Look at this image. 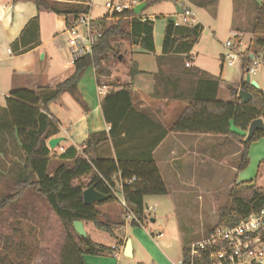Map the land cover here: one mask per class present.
Listing matches in <instances>:
<instances>
[{
	"label": "trees",
	"instance_id": "obj_1",
	"mask_svg": "<svg viewBox=\"0 0 264 264\" xmlns=\"http://www.w3.org/2000/svg\"><path fill=\"white\" fill-rule=\"evenodd\" d=\"M159 1L143 2L148 8ZM33 3L39 12L64 16L67 28L91 9L86 5L91 0H33ZM255 11L252 28L254 41L251 43L255 50L260 51L264 49V3H255ZM115 17L108 27L102 25V37L93 46L91 55L77 59L72 65V74L66 80L43 94L26 89L13 90L5 100L10 126L3 129H10L20 146L24 154V168L20 179L10 183L9 189L0 197V223L6 211L17 213L18 207L24 206V200L43 199L46 204L42 201V206L53 215L63 230L58 242L46 249L47 256L53 257L56 264H85L83 255L110 253V248L93 243L88 236L79 237L73 229L74 222L91 223L97 230L114 237L112 225L99 221L102 214L97 206L102 203L91 206L83 204V190L92 185L99 193L109 196L105 203L113 200L102 179L111 181L118 179L119 175L121 179L136 177L137 182L123 189V198L126 208L135 219L130 226L135 228L143 224L147 218L144 198L168 194L153 153L169 134L219 135L234 140L241 146L236 169L238 173L249 166L250 146L264 138V132L258 131L248 143H243L250 123L259 118L264 122V93L242 82L239 90L251 95L247 103H242L238 97L239 90L229 85H225V89L232 101H218L217 93L222 85L220 76L209 75L192 65L185 67L187 62H193L190 53L198 42L202 26L197 24L188 28H175L169 20L165 27L161 55L155 57L156 73L153 75L151 98L180 104L182 109L176 120L166 128L134 110L131 87L139 72L132 63L129 83L121 91L108 92L100 104L103 121L110 128L108 138L101 139V134L90 135L79 151L69 147L58 157L53 156L47 141L59 134V128L55 120L48 116L47 106L65 92L74 95L85 72L100 68L105 56L113 52L112 42L118 38L128 39L131 45L149 54L154 53L152 21L141 22L132 10ZM39 45L38 19L33 18L11 45V53L23 54ZM180 86L191 90L189 97L183 95L186 92L181 91ZM233 128L241 133L233 131ZM107 141H110L114 157L97 156L96 149ZM56 158L60 165L50 177L49 165ZM260 164L264 165V160ZM84 178L91 179L86 187L81 182ZM229 198L233 205L220 211L218 226L233 227L248 215L257 213L264 206V189L256 188L252 182L234 184ZM22 214L25 217L24 210ZM11 239L0 230V247L11 249ZM188 254L187 248L182 250V259L186 263ZM194 264L211 263L208 255L202 252Z\"/></svg>",
	"mask_w": 264,
	"mask_h": 264
},
{
	"label": "crops",
	"instance_id": "obj_2",
	"mask_svg": "<svg viewBox=\"0 0 264 264\" xmlns=\"http://www.w3.org/2000/svg\"><path fill=\"white\" fill-rule=\"evenodd\" d=\"M115 1L119 4H126L132 0ZM143 1L144 0H140L139 2L142 3ZM182 1L187 7L192 9L193 12L195 11L188 3V0ZM229 1V16L230 20L234 22L231 31L232 34L240 35L244 33L245 29L250 25L251 28H253L256 16L255 3L262 4L264 3V0ZM174 12L168 14V17L173 16L175 14ZM178 12L179 7L177 8L176 13ZM139 16L153 22L152 34L154 53L149 54L128 42L126 47L131 58V63L128 70L125 71V74H122V76L119 77L118 72L120 71L116 66H107L106 70L101 73V79L97 80L94 70L88 69L77 84L74 95L65 92L57 101L51 102L47 106V113L49 117L55 120L59 128V134L55 137L64 138V141L57 146L58 148L66 150L69 147H73L76 150H79L87 138L94 134H101V139L108 138L110 128L103 121L100 104L108 92L121 91L129 83V69L132 63L137 66L139 72L131 87L134 110L136 112L144 113L154 122L159 123L166 128H168L178 117L180 110L182 109L180 104L176 102H167V100H154L151 98L153 75L156 73L155 57L161 55L166 23L162 29H159V31L156 32L154 19L152 18L153 15L150 16L142 12ZM33 18L38 19L40 45L23 54H12L11 45L17 41L28 22ZM201 26L203 32V25ZM66 29V19L64 16L39 12L33 3V0H0V64H2L3 69H9L10 72L8 73L12 74V76L9 74L8 81L13 84L12 82H14L15 78L26 76V79L30 81H39V86L37 87H42V89L46 90L49 88V82L65 76L63 75V72L66 70L61 66V63L55 59L54 54L55 56L56 54L59 55L62 61L63 59H67L64 44L61 42L63 41L66 43L63 35ZM180 31L183 32L182 29ZM114 44L115 41L112 42V46ZM209 45L211 48V43H209ZM193 49L190 53L191 56L193 55ZM67 50L70 55L69 48H67ZM143 56H152V58L146 62L142 59ZM218 57L221 60L220 53H218ZM204 63H206L205 58L202 59L199 54L196 58L193 57V67H197L209 75L215 77L220 76L222 85L218 90L217 100L222 102L232 101L225 89V85H229L232 88L239 90L243 82L242 76H239L235 81H231L223 74L222 64H220L219 73H216L215 69L209 70L205 67ZM120 64L121 62L119 63V67H121ZM70 66L72 65L70 64ZM72 72L73 71L70 72V75ZM70 75L67 76L69 77ZM67 78L63 77L62 81L59 83ZM254 82L257 85V89H260L264 93V74L260 76L258 80H254ZM180 87L181 91L186 92L183 93V95L189 97L191 90L185 89L184 86ZM100 89H103L101 93H99ZM11 91H13L12 88L7 89V91L0 90V110L5 109V100ZM9 126L10 122L8 116L3 113L0 118V163L2 164L0 165V197L9 189L10 183L16 182L20 179L24 168V154L20 146L11 135L10 129H3L8 128ZM232 130L239 134L241 133L235 128ZM260 140L264 141V138ZM218 145L222 147L226 146L224 157L236 158L240 155L241 146L237 142L234 140H227L219 135L169 134L154 151V162L159 175L168 190L167 196L173 204L179 206L177 207L178 210L181 207L179 214H182V210L185 212V207H189L190 205H193V209L196 212H200L204 202L202 197L197 195V192L204 189L202 185L199 184V180L201 179L202 159L209 160L208 163L212 166V164L215 163L213 151L216 150ZM251 152L252 147H250L249 150V157H251ZM95 153L97 156L103 158L114 157V151L111 147L110 141L99 146ZM213 167L216 172L215 166ZM233 171V185L252 182V185L256 188H261L256 185L257 177L255 180L248 179L249 181L244 180L239 182L237 179L239 173L236 168H234ZM145 199L146 197L143 200L144 206H146ZM181 199L182 201H180ZM215 201L213 202L214 206L216 204ZM105 202L106 201L99 202L102 204L98 205L97 209L101 212L106 222H112L111 225L114 237H111L110 245L96 243L91 236H99V233L97 234V231L99 230L90 226L89 224L91 223L82 222V224L86 235L93 243L110 248L111 251L110 253H103L98 256L83 255L82 258L85 264H118L121 256L126 257L124 250L127 240H129L131 244V257L127 258L131 259L132 264H148L149 261H151L152 264H174L157 243V240L164 237L162 232L159 233L162 234V236L158 237L159 234L148 232L144 228V224H142L139 228H133L132 237L130 238L127 231L130 225L126 220L120 219L118 213L110 210V203L117 204L118 202L114 199L109 203ZM198 207L199 209H197ZM150 208L151 207L148 208L149 211ZM177 209L175 211V216L177 215ZM202 216L203 215L200 212L197 219L200 220ZM153 220L154 221L151 223L155 222V219ZM183 234L184 232L181 233V238L184 237ZM119 241H121L120 244ZM191 243L184 245L182 250L187 248ZM44 251L46 252V249H44ZM46 256L47 252L44 254L42 249H38L37 255L32 259L30 264H45L47 257L49 264H52L54 258ZM18 264H24V262L21 261L18 262Z\"/></svg>",
	"mask_w": 264,
	"mask_h": 264
},
{
	"label": "rangeland",
	"instance_id": "obj_3",
	"mask_svg": "<svg viewBox=\"0 0 264 264\" xmlns=\"http://www.w3.org/2000/svg\"><path fill=\"white\" fill-rule=\"evenodd\" d=\"M108 1L110 0H91L90 15L92 18L96 19L104 14V5ZM132 1L140 3V0ZM229 2V0H188V3L195 10L194 13L197 23H199V25H203L202 35L199 42L193 49L192 56L196 58L199 54L202 59L205 58V67L209 70L215 69L216 73H219V67L220 64H222V59H219L218 53L222 54L226 52L223 45L226 40L234 36L231 32L234 22L230 20ZM177 8L178 5L172 0H160L159 2L146 8L143 12L150 16L153 15L152 18L155 23L154 27L156 32H158L159 29H162L164 24L169 21L168 14L174 11V13H176ZM105 24V26L108 27L112 24V21L106 22ZM251 33L252 28L250 25L247 29H245L244 33L240 34V39L243 40V43L248 44L249 41H254V37ZM61 42L64 44L67 59H63L62 61L60 56L57 54L56 56L54 54V57L59 63H61V66L65 68L66 71L63 72V75L65 76L63 77L67 78V75H70V72L74 69L70 66V55L67 50L68 45L63 41ZM128 42L129 40L125 38L116 39L115 44L113 45V52L108 53L105 56L100 68L94 70L97 80L101 79V73L106 70L107 66H116L120 71L118 72L119 77H121L122 74H125V71L128 70L131 63V58L126 47ZM209 43H211V48L209 47ZM252 46L253 44H251V50L255 51ZM119 55L123 58V63L120 64L121 67H119ZM258 56L261 62L264 56L263 52L258 54ZM151 58L152 56L142 57V59L146 62L147 60H151ZM222 66L223 74L227 79L235 81L239 78V76H242L243 82L247 83V78H243L244 72L241 59H238L233 67H228L225 63L222 64ZM8 72H10V70L3 69L2 64H0L1 91H7V89L11 88L12 90L29 89L32 91L38 90L43 94L46 93V91L53 89L54 86L63 79V77H61L60 79L58 78V80L49 82V88H45L46 90H44L42 87H37L39 86V81H30L26 79V76L15 78L14 82H12L13 84H11L8 81V76L10 74ZM263 74L264 64L256 69L255 74L251 75L249 78V82H254L256 79L258 80ZM10 76H12V74H10ZM249 82L248 84H250ZM3 113L6 114L5 109L0 110V118ZM219 145L216 150L213 151L215 163L212 164V166L209 165V160L202 159L201 179L199 180V184L202 185L204 189L197 192V195L202 197L204 202L200 209V212L203 215L200 220L197 219L200 212H196L193 209V205H190L189 207L186 206L185 212L182 210V214H179L181 207L178 210L177 207L179 206L173 204L167 195L148 196L145 199V215L147 218L143 221L144 228L148 232L154 234H159L160 232L164 234V237L157 240V243L174 264L182 259L183 246L187 243L195 242L203 238L208 231L217 226L220 211L226 207L231 208L233 205L232 200L229 198V192L233 186V169H237L240 155L236 158L224 157L226 146L222 147ZM250 147H252V152L251 157H249V166L238 174L237 179L240 182L248 179L255 180L257 177L256 185L264 189V165L260 164V162L264 160V141L258 140V143L256 141ZM55 149L56 150L52 152V155L58 157L61 153L58 150V147ZM0 165L2 164L0 163ZM59 165L60 162L57 158L51 161L48 169L50 177L53 176L54 170ZM213 166H215L216 172ZM90 181V178H84L81 180L84 187H86ZM42 201L46 204L43 199ZM42 201L38 198L26 199L22 202L24 206L18 207L17 213L9 210L6 211L4 218H2L0 223V230L5 234V236L9 235L12 238L10 243L11 249L6 250L5 248L0 247V264H18V262L21 261L26 264H30L32 259L37 255L38 249H42L44 254L46 252L48 253V250L45 252L44 249L52 248L55 243L58 242V239L62 237L63 230L60 224L51 213L46 212L45 208L42 206ZM180 201H182V199ZM214 201L216 202L215 206L213 205ZM109 207L112 212L119 214L120 219L126 220L130 225L132 220L131 213L127 208L123 207L119 203H110ZM149 207L153 208V210L149 211ZM176 209L177 215L175 216ZM197 209H199V207ZM23 210L25 212V217H23L22 214ZM150 219H155V222L151 223ZM99 221L101 223L112 224V222H106L103 216L99 218ZM89 225L94 227L92 224ZM127 231L129 233V237L131 238L133 227L129 226ZM183 232L184 237L181 238V233ZM98 233L99 236H95L96 238L91 236V238H93L96 243L110 245L111 236L102 231H97V234ZM118 235L120 236V234ZM55 263V260H53L52 264ZM45 264H49L48 257ZM118 264H132V261L127 257L121 256ZM148 264H152V262L149 261Z\"/></svg>",
	"mask_w": 264,
	"mask_h": 264
},
{
	"label": "built area",
	"instance_id": "obj_4",
	"mask_svg": "<svg viewBox=\"0 0 264 264\" xmlns=\"http://www.w3.org/2000/svg\"><path fill=\"white\" fill-rule=\"evenodd\" d=\"M56 1L63 2V0ZM172 1L179 7V12L169 17L175 28H188L198 24L195 13L182 0ZM138 4L140 3L133 1L119 4L115 0H110L105 3L104 14L100 18H92L90 12L81 15L73 26L68 27L63 34L70 50V64L73 65L77 59L83 56L91 55L93 46L102 37L103 24L114 20L116 15L122 14L124 11L132 10ZM86 5L91 8V3ZM136 17L141 22L147 20L139 15ZM240 37V35L235 34L226 40L223 45L226 52L221 54L222 64L225 63L228 67H233L235 62L241 59L243 78H250L251 75L255 74L256 69L264 64V56L261 62L258 56L262 52L264 55V49L252 51V41L245 44ZM191 59L193 60V57ZM191 65L190 62H187L185 67L189 68ZM102 90L100 89L99 93ZM54 150L56 149L52 151ZM58 150L60 153L64 152L62 148H58ZM84 159L88 161L86 156ZM135 182H137L136 177L121 179L120 175L118 179L111 181L102 179V183L109 194L125 208L123 189ZM131 219L135 220L132 215ZM161 236L162 234H159L158 237ZM187 249L189 253L188 263L181 259L176 264H194L196 260L200 259L202 252L208 255L211 264H264V206L257 213L243 218L236 226H215L203 238L192 242Z\"/></svg>",
	"mask_w": 264,
	"mask_h": 264
},
{
	"label": "water",
	"instance_id": "obj_5",
	"mask_svg": "<svg viewBox=\"0 0 264 264\" xmlns=\"http://www.w3.org/2000/svg\"><path fill=\"white\" fill-rule=\"evenodd\" d=\"M146 8V4L144 2L138 4L135 6L132 11L135 15H139L143 12V10ZM118 60L123 63V58L121 55L118 56ZM247 83L249 82V78L246 79ZM251 86L254 88H257V85L255 82L251 81L249 82ZM238 97L240 98L242 103H247L251 99V95L239 90L238 91ZM264 132V122L262 119H256L252 121L248 127L247 134L245 139L243 140V143L246 144L250 141V139L253 137V135L256 132ZM64 138L62 137H53L47 141V146L50 150L55 149L59 143L63 142ZM83 197V204L86 206H91L93 204L107 201L109 199V196L103 195L99 193L98 191L95 190L94 186H89L88 188L83 190L82 193ZM153 219H150V222H153ZM73 229L75 233L82 238H85L87 235L83 229V224L82 222H74L73 223ZM125 256L126 257H131V244L130 241L127 240L126 245H125Z\"/></svg>",
	"mask_w": 264,
	"mask_h": 264
}]
</instances>
